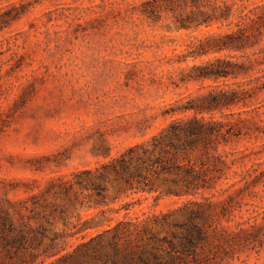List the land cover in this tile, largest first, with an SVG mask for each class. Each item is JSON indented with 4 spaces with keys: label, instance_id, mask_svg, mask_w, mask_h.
<instances>
[{
    "label": "rangeland",
    "instance_id": "rangeland-1",
    "mask_svg": "<svg viewBox=\"0 0 264 264\" xmlns=\"http://www.w3.org/2000/svg\"><path fill=\"white\" fill-rule=\"evenodd\" d=\"M145 1L0 0V9L25 8L21 18L0 31V207L18 212L26 221L33 216L32 209L49 214L55 204L66 210L70 227L88 222L86 233L91 237L126 217L166 213L186 201L118 193L113 181L106 184L107 201L97 206L92 190L76 186L69 195L46 194L51 183L74 184L78 172L95 171L158 134L172 118L182 116L169 114L180 106L177 101L185 103L187 96L204 94L209 86H223L183 81L194 63L215 56L235 61L243 55L226 51L183 61L203 37L227 29L214 25L178 30L171 14L162 13L158 22L147 19L141 12ZM239 4L251 9L264 0ZM248 78L226 83L235 87ZM242 109L233 107L214 116L222 122L249 119L250 127L256 122L264 128V108L259 114L238 116ZM219 153L230 169L204 195L220 203L217 211L227 212L230 221L214 216L208 222L213 226L220 222L224 236L249 229L246 221L255 220L264 232V134L258 139L232 138L220 144ZM246 171L251 180L257 177L256 186L236 183ZM51 224L53 231L63 228L58 219H51ZM255 240L254 248L215 241L207 249V264H264V235Z\"/></svg>",
    "mask_w": 264,
    "mask_h": 264
},
{
    "label": "trees",
    "instance_id": "trees-1",
    "mask_svg": "<svg viewBox=\"0 0 264 264\" xmlns=\"http://www.w3.org/2000/svg\"><path fill=\"white\" fill-rule=\"evenodd\" d=\"M242 2H143L141 12L147 19L158 22L162 13L171 14L178 30H198L214 25L227 29L224 34L203 37L183 61L188 58L196 61L226 51L243 55L235 61L215 56L200 64L194 63L183 81L222 82L223 86H209L204 94L187 96L185 103L177 101L180 106L171 109L169 114L182 116L172 118L148 141L127 148L95 171L78 172L74 184L51 183L46 191L55 197L69 195L75 186L92 190L97 206L107 201L106 184L113 181L118 193L154 194L155 201L170 197L186 201L166 213H153L143 219L126 217L91 237L86 233L90 228L88 222L70 227L66 210L55 204L50 206L49 214H44L46 211L34 213L32 209L33 216L26 221L15 210L11 212L10 208L0 207V264H44L46 259L52 260L49 264H207V249L215 241L226 247H255V239L259 234L264 235L261 225L256 220L254 224L246 221L249 229L229 231L228 236L220 234V229L223 230L220 222L213 226L208 221L214 216L218 221L223 217L229 222L230 218L227 212L217 211L220 203H212L204 195L214 190L223 179L225 169H230L219 153L220 144H227L232 138L258 139L264 134V128L256 122L250 127L249 119L222 122L214 116L233 107L243 108L238 116L259 114L264 108V4L249 9L239 4ZM24 10V5L0 9V31L21 18ZM246 76L249 78L236 83L235 87L226 83ZM235 162L232 160L231 164ZM239 182H245L249 188L256 186L258 179L251 180V172L246 171L243 178L236 181ZM117 198L118 194L113 200ZM16 213L19 219H15ZM76 216L81 220L79 214ZM51 219L61 221L63 228L53 231ZM79 236L81 240L71 244L70 240Z\"/></svg>",
    "mask_w": 264,
    "mask_h": 264
}]
</instances>
